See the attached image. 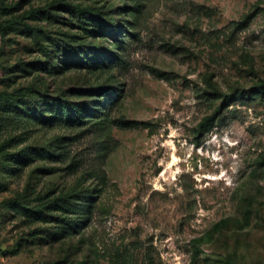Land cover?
<instances>
[{"label":"rangeland","instance_id":"374dc122","mask_svg":"<svg viewBox=\"0 0 264 264\" xmlns=\"http://www.w3.org/2000/svg\"><path fill=\"white\" fill-rule=\"evenodd\" d=\"M0 264H264V0H0Z\"/></svg>","mask_w":264,"mask_h":264}]
</instances>
